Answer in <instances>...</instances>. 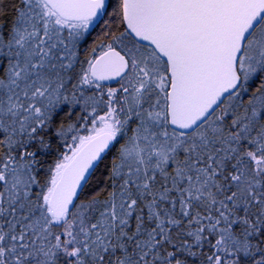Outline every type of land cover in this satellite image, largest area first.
Segmentation results:
<instances>
[{
  "label": "snow or ice",
  "instance_id": "snow-or-ice-1",
  "mask_svg": "<svg viewBox=\"0 0 264 264\" xmlns=\"http://www.w3.org/2000/svg\"><path fill=\"white\" fill-rule=\"evenodd\" d=\"M0 264H264V0H0Z\"/></svg>",
  "mask_w": 264,
  "mask_h": 264
},
{
  "label": "trees",
  "instance_id": "trees-1",
  "mask_svg": "<svg viewBox=\"0 0 264 264\" xmlns=\"http://www.w3.org/2000/svg\"><path fill=\"white\" fill-rule=\"evenodd\" d=\"M99 33V30H97V34ZM93 39H95V35L93 36Z\"/></svg>",
  "mask_w": 264,
  "mask_h": 264
}]
</instances>
